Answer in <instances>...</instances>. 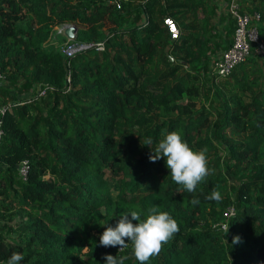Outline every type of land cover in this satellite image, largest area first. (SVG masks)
<instances>
[{
	"label": "trees",
	"instance_id": "trees-1",
	"mask_svg": "<svg viewBox=\"0 0 264 264\" xmlns=\"http://www.w3.org/2000/svg\"><path fill=\"white\" fill-rule=\"evenodd\" d=\"M219 2L0 0V264L14 252L19 264H105V254L139 264L131 243L105 248L99 236L153 205L180 230L146 264H264V57L209 72L234 28ZM240 3L258 14L264 42V0ZM70 22V41L103 48L65 56L55 26ZM45 83L55 88L35 95ZM161 129L207 149L214 172L194 193L173 182L163 158L149 160ZM213 189L221 202L205 199ZM228 206L225 235L216 223Z\"/></svg>",
	"mask_w": 264,
	"mask_h": 264
},
{
	"label": "clouds",
	"instance_id": "clouds-1",
	"mask_svg": "<svg viewBox=\"0 0 264 264\" xmlns=\"http://www.w3.org/2000/svg\"><path fill=\"white\" fill-rule=\"evenodd\" d=\"M160 135L162 139L151 151L149 160L156 162L163 158L173 182L181 185L185 191L194 193L197 185L214 172L208 167L207 149L194 151L176 131L169 132L167 129H161ZM152 143L151 139L145 141V145ZM205 199L219 203L222 196L219 191L213 189L211 194L205 196ZM199 202L196 197L189 201L192 205H197ZM132 221L137 223L134 224ZM179 230L177 221L168 212L160 211L158 206L153 205L147 209L144 219L141 218L139 210L121 214L115 227L105 226L103 233L99 236V245L105 248L119 246V250H123L131 243L132 255L139 264H146L150 258L160 254L162 247L170 242ZM222 230L226 235L229 225H224ZM239 242L240 237L233 236L232 244ZM225 243L228 244L227 240ZM23 259L22 254L14 252L7 259L6 264H19ZM103 259L105 264H124L128 257L121 256L117 259L116 256L105 254Z\"/></svg>",
	"mask_w": 264,
	"mask_h": 264
},
{
	"label": "built area",
	"instance_id": "built-area-1",
	"mask_svg": "<svg viewBox=\"0 0 264 264\" xmlns=\"http://www.w3.org/2000/svg\"><path fill=\"white\" fill-rule=\"evenodd\" d=\"M118 3L119 0H113ZM222 4L229 13V15L234 19V28L232 39L227 48L221 51L215 58L212 59L209 72L212 74L224 75L229 72L234 64L244 60L248 55L253 53H258L264 57V42L259 40L257 37V30L255 26V20L258 18L256 12H248L243 9L240 3V0H222ZM163 23L166 26V29L171 38L178 36V28L175 21L170 16H165L163 18ZM69 23H60L59 27L56 29V32H62L64 27ZM71 38L66 37V40L61 47V51L65 56H72L77 51L86 48L88 46H94L96 49H102V41L95 42H77L71 40ZM2 79V73L0 71V81ZM68 80V76H66ZM55 87L51 84H42L36 88L35 95H42L47 90H52ZM3 105H0V112L3 111ZM1 124V121H0ZM2 129L0 126V136ZM18 175L21 178H24L27 170V162L25 159L20 160L18 167ZM233 212L232 207L228 206L223 211V220L216 223L220 228H223L226 225L227 217Z\"/></svg>",
	"mask_w": 264,
	"mask_h": 264
},
{
	"label": "water",
	"instance_id": "water-1",
	"mask_svg": "<svg viewBox=\"0 0 264 264\" xmlns=\"http://www.w3.org/2000/svg\"><path fill=\"white\" fill-rule=\"evenodd\" d=\"M75 31H76V26L70 23L63 29L64 35L71 39L75 37Z\"/></svg>",
	"mask_w": 264,
	"mask_h": 264
},
{
	"label": "crops",
	"instance_id": "crops-1",
	"mask_svg": "<svg viewBox=\"0 0 264 264\" xmlns=\"http://www.w3.org/2000/svg\"><path fill=\"white\" fill-rule=\"evenodd\" d=\"M222 0H220V2H219V8L221 9V8H224V6H223V4H222ZM225 9V8H224Z\"/></svg>",
	"mask_w": 264,
	"mask_h": 264
},
{
	"label": "rangeland",
	"instance_id": "rangeland-1",
	"mask_svg": "<svg viewBox=\"0 0 264 264\" xmlns=\"http://www.w3.org/2000/svg\"><path fill=\"white\" fill-rule=\"evenodd\" d=\"M70 24H73L74 26H77L75 23L70 22ZM59 27V25H56L55 28L57 29Z\"/></svg>",
	"mask_w": 264,
	"mask_h": 264
}]
</instances>
